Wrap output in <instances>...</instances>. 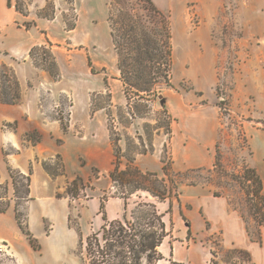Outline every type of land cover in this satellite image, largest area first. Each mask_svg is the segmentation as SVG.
<instances>
[{
    "label": "rangeland",
    "instance_id": "rangeland-1",
    "mask_svg": "<svg viewBox=\"0 0 264 264\" xmlns=\"http://www.w3.org/2000/svg\"><path fill=\"white\" fill-rule=\"evenodd\" d=\"M151 1L170 19L171 86L161 88L149 102L133 101L137 111L129 116L108 17L118 4L132 7L142 0H9V5L8 0H0V5L21 18L18 26L23 29L32 27L36 19L49 21L48 28L38 32L42 42L25 61L42 70L54 59L58 77L53 79L45 71L48 80L38 109L49 123L57 121L60 128L66 127L56 139L50 135L45 140L36 128L27 133L32 140L40 136L47 148L52 144L47 162L58 178L57 193L67 200L69 210L64 227L59 219L55 227L43 220L41 241L47 242L46 247L41 256L24 254L26 264H89L86 238L104 221L99 209L94 215L91 208H85L94 197L110 201L121 191L109 178L115 159L111 137L116 136L125 157L150 156L139 157L149 169L143 172L157 175L158 182L150 178L149 188L154 185V190L169 191L176 181L178 189V199L174 191L159 199L143 190L129 195L133 189H127V204L117 218L125 216L144 228L148 225L147 231L162 235L163 241L172 229L173 211L186 223L198 197L222 196L241 216L249 239L260 238L263 227L253 217L255 206L250 205L260 204L247 170H255L260 177L255 167L264 164V0ZM29 14L33 19L22 18ZM13 64L0 56L1 96L5 90H15ZM127 144L148 153L135 155L133 148L126 150ZM60 148L65 161L56 153ZM92 152H96L95 159L88 161ZM122 162L124 168L126 159ZM77 176L85 187L78 185L74 199L66 188ZM48 193L37 189L38 195ZM18 203V211L25 214L26 201ZM0 204L6 202L0 200ZM105 217L110 221L106 211ZM208 239L212 264H253L247 251L221 250L218 234ZM158 247L150 264L162 259ZM0 264H19L3 245Z\"/></svg>",
    "mask_w": 264,
    "mask_h": 264
},
{
    "label": "crops",
    "instance_id": "crops-1",
    "mask_svg": "<svg viewBox=\"0 0 264 264\" xmlns=\"http://www.w3.org/2000/svg\"><path fill=\"white\" fill-rule=\"evenodd\" d=\"M10 12V8L5 9L4 4L0 5V56H7L9 60L16 62L12 71L19 84L21 102L15 105L0 104V186L6 187L0 200L8 203L7 210L0 213V245H3L6 253L13 256L19 264H26L24 254L36 253L41 256L46 247L47 242L41 241L44 230L43 220L51 221L55 227V220L59 219L62 227L66 226L69 203L65 198H57L58 178H51L42 167V162L50 159L53 154L52 144L50 143L51 146L47 148L44 141L33 144L26 139L27 133L33 128L40 130L45 140H49L50 135L55 139L61 137L59 123L57 121L49 123L38 109L41 92L45 89L44 84L48 80L47 74L25 61L31 48L42 42L38 32L45 31L49 21L36 19L32 27L23 29L18 26L21 18ZM22 18L33 19L30 14ZM17 61L22 63L19 64ZM31 82L32 87L29 85ZM32 108L35 109V113L37 112V117L32 115ZM12 124L15 127H11ZM65 145L66 141L61 147L64 148ZM6 150L10 152L7 153ZM56 153H60L64 161L66 160L61 148ZM95 154L96 152L88 154V161H93ZM139 157H143L141 159L144 160L150 156ZM139 157L135 160L138 169L142 172L149 170L143 167ZM263 166L264 164H256L255 168L260 174L264 192ZM9 168L30 176L26 214L29 231L33 237L37 236L35 239L40 245L39 251L31 248L18 228L15 218L16 201ZM38 187L41 192L49 193L38 195ZM111 198L110 201L108 198L105 207V211L111 216L110 221L120 219L117 218V214L125 206L122 199ZM100 202L99 197L90 199L89 208L86 207L85 210L89 211L88 209L91 208L92 214L95 215ZM187 219L185 223L173 211L172 229L158 247L162 259L156 264H212V248L208 238L215 234L220 237L221 250L237 247L249 253L253 264H264V228L260 229V242L250 240L241 216L230 208L225 197L201 195L195 200V206L187 215Z\"/></svg>",
    "mask_w": 264,
    "mask_h": 264
},
{
    "label": "trees",
    "instance_id": "trees-1",
    "mask_svg": "<svg viewBox=\"0 0 264 264\" xmlns=\"http://www.w3.org/2000/svg\"><path fill=\"white\" fill-rule=\"evenodd\" d=\"M8 0V5H9ZM111 4V3H110ZM112 5V4H111ZM119 8L111 13L108 17L110 36L113 43L114 50L117 55V69L119 71V81L123 87V93L127 100V114L132 116L131 111H137L133 101L149 102L155 99L160 93L161 88L171 86L172 80V66H173V49L171 43V26L169 16L159 10L151 0H142L138 6H127L118 4ZM46 18V17H43ZM42 48V47H41ZM36 47L32 48L29 55ZM42 70L48 72L53 79L58 77L57 66L52 59L49 66H42ZM21 98L19 91V84L15 81L14 92L5 90L0 94V104L15 105L18 104ZM165 109V108H164ZM168 119L171 117L166 111ZM61 128L66 131V127L62 124ZM27 140L31 143L40 142L38 139L32 140L30 134H27ZM120 137L116 136L111 142L114 149V162L113 168L109 172V178L114 187L119 188L121 191L115 198L122 199L126 206L127 194L124 192L127 189L131 195L134 191H147L154 197L164 199L167 192L174 191V196L178 199L177 182L173 181L174 189L167 191L164 189L154 190V185L150 188L147 184L156 182L157 175L154 173H145L138 169L135 165V156L132 154L130 157H125L122 154L121 148L118 143ZM133 148V153L147 154V150H141L136 146H128L126 150ZM122 158L126 159L124 168H122ZM42 167L45 172L51 177L55 178L57 175L51 171L49 162H42ZM166 168H162L165 172ZM9 175L14 189L15 205V218L19 230L28 240L31 248L35 251L40 250V245L33 237L28 229L27 215L18 211V201L24 202L29 200L30 190V176L23 175L16 170L9 168ZM247 175L254 185V197L258 200L260 207L254 204L255 212L253 213L254 219L257 223L264 228V195L262 182L259 175L253 169L247 170ZM150 178H153V182ZM158 182V181H157ZM163 182V181H161ZM85 187L84 180L77 176L67 185V195L72 198L77 197L78 185ZM24 188V189H23ZM0 189L5 190L6 187L0 186ZM149 189H152L149 190ZM178 190V189H177ZM127 192V191H126ZM128 195V196H129ZM57 197H62L57 194ZM2 199V195H0ZM107 198H101L99 211L103 214L104 224L101 228L86 238V256L89 264H150L153 260L152 254L156 253L163 236H156V232H148V225L144 227L135 222L127 219L125 216L121 219L109 221L105 217V202ZM8 203L5 205L0 204V213L7 210ZM258 238L257 242H260Z\"/></svg>",
    "mask_w": 264,
    "mask_h": 264
}]
</instances>
